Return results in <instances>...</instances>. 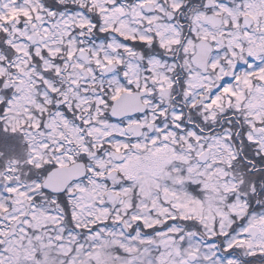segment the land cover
<instances>
[{
	"label": "snow or ice",
	"instance_id": "1",
	"mask_svg": "<svg viewBox=\"0 0 264 264\" xmlns=\"http://www.w3.org/2000/svg\"><path fill=\"white\" fill-rule=\"evenodd\" d=\"M0 264H264V0H0Z\"/></svg>",
	"mask_w": 264,
	"mask_h": 264
}]
</instances>
